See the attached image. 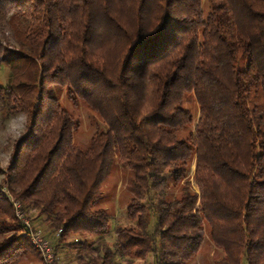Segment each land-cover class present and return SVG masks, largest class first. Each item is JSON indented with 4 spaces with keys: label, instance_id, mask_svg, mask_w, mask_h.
<instances>
[{
    "label": "trees",
    "instance_id": "1",
    "mask_svg": "<svg viewBox=\"0 0 264 264\" xmlns=\"http://www.w3.org/2000/svg\"><path fill=\"white\" fill-rule=\"evenodd\" d=\"M205 3L0 0L16 42L0 45V105L25 119L0 182V264H41L10 198L58 262L194 264L206 227L220 264H264V0ZM54 86L103 124L84 146ZM115 165L129 228L95 206Z\"/></svg>",
    "mask_w": 264,
    "mask_h": 264
},
{
    "label": "rangeland",
    "instance_id": "2",
    "mask_svg": "<svg viewBox=\"0 0 264 264\" xmlns=\"http://www.w3.org/2000/svg\"><path fill=\"white\" fill-rule=\"evenodd\" d=\"M202 7H206L205 0H202ZM0 45L3 47L13 49L16 47L15 40L11 37V33L6 28L0 30ZM2 59V55H0ZM9 77L8 69L3 64H0V86H4ZM55 97L59 106L65 110L72 119L77 123V129L73 134V143L78 146H84L90 137L97 131L103 130L104 126L99 118L92 113L82 103H77L73 106L71 101L67 99L65 95V89L59 87H52ZM260 100H256L255 103L259 104ZM188 107V106H187ZM193 114L197 115L196 107H188ZM25 131V119L22 115L5 116L3 108L0 105V182L4 176L5 167L9 161L12 147L15 141ZM192 171L193 163H191L190 170L187 176V180L192 184ZM130 174L124 168L115 165L111 173L107 176L103 183L99 195L95 198V206L97 208L104 209L109 215L110 228L114 226H120L129 228L133 224L126 218V208L131 198L129 191ZM11 199V198H10ZM25 217L30 222L31 226L40 228L42 231L44 228L38 224V221L32 219V215L28 214ZM17 222V221H16ZM106 237L108 244H112L114 237L112 231ZM44 233V231H43ZM208 229L205 227L204 236L200 245V248L193 260L194 264H220L219 260L222 256L219 250H216L210 243L208 236ZM12 234L19 235V232L8 233L3 236L7 238ZM60 258V257H58ZM62 258V257H61ZM64 258V257H63ZM62 261L63 264H73L66 261ZM17 264H39L35 258L27 256L22 258ZM61 264V261L59 262Z\"/></svg>",
    "mask_w": 264,
    "mask_h": 264
},
{
    "label": "built area",
    "instance_id": "3",
    "mask_svg": "<svg viewBox=\"0 0 264 264\" xmlns=\"http://www.w3.org/2000/svg\"><path fill=\"white\" fill-rule=\"evenodd\" d=\"M13 207L14 216L21 226V233L28 239L31 246L37 251L41 264H59L57 256L54 253L53 247L49 239L45 237L40 228L31 226L28 219L19 209V204L10 199ZM60 230L54 233L56 237Z\"/></svg>",
    "mask_w": 264,
    "mask_h": 264
},
{
    "label": "crops",
    "instance_id": "4",
    "mask_svg": "<svg viewBox=\"0 0 264 264\" xmlns=\"http://www.w3.org/2000/svg\"><path fill=\"white\" fill-rule=\"evenodd\" d=\"M43 234L45 235V233H43ZM64 252H65V250H61L60 253H58V257H60V258H59V262L61 261V264H63L62 261H63L64 259H67L66 261H67V262H70V255H69V254H66V255H65ZM61 257H62V258H61ZM63 257H64V258H63Z\"/></svg>",
    "mask_w": 264,
    "mask_h": 264
}]
</instances>
